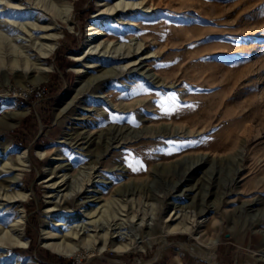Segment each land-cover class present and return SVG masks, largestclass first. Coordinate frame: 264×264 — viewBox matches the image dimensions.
<instances>
[{
  "label": "rangeland",
  "instance_id": "374dc122",
  "mask_svg": "<svg viewBox=\"0 0 264 264\" xmlns=\"http://www.w3.org/2000/svg\"><path fill=\"white\" fill-rule=\"evenodd\" d=\"M6 1L0 0V158L6 141L8 158L25 149L31 163L22 179L30 193L27 244L9 253L0 248V264L14 257L22 264H211L207 256L213 264H264V0H135L150 8L124 15L123 24L97 15L101 0H68L72 19L55 16L59 37L44 61L46 74L13 70L6 60L20 52L34 58L32 38L40 34L30 26L50 22L51 14L27 0H14L20 9ZM92 25L116 46L141 40L149 55L144 74L96 79L114 64L96 57L98 50L75 58L87 55ZM81 134L91 137L89 145L76 140ZM50 170L65 174L59 194L75 191L56 216L46 212ZM92 178L104 204L98 223L133 229L139 242L124 252L107 244L99 253L76 241L73 256H58L43 245V227L67 213L79 226L76 213L88 206L84 189ZM3 206L6 226L15 206ZM174 212L172 224L181 228L168 234ZM27 230L38 252L29 251Z\"/></svg>",
  "mask_w": 264,
  "mask_h": 264
},
{
  "label": "bare ground",
  "instance_id": "6f19581e",
  "mask_svg": "<svg viewBox=\"0 0 264 264\" xmlns=\"http://www.w3.org/2000/svg\"><path fill=\"white\" fill-rule=\"evenodd\" d=\"M112 1L114 3H111ZM27 2L34 4L36 6L35 8H43V10L49 12L51 14V21H46V23L43 25H29L33 30L36 28L35 30H37V32L40 34L35 38H32V40L34 39V44H36L35 48L37 51L36 55H34V58H30V56L24 52L16 53L14 55L10 54V56L8 55L9 58L6 60V64L9 68L23 73H31L36 70L40 74H46V72H48L49 70V66L47 67L46 65H44V61L47 60L49 55L55 49L59 37L58 32L55 31L56 24L58 22L55 16L58 15L63 22L70 23L72 19V4L68 0H27ZM141 5L142 1L137 2L135 0H101L100 2H98L99 10L97 12V15H106L109 18H114L113 20L117 24H123L124 15L136 13L141 10L143 13L145 10L150 8H145L144 5ZM5 6L13 9L21 8L19 7V3H14V0H7L5 2ZM135 24L136 22L131 20L126 24V26L132 28V26H135ZM97 28L98 25L89 26L88 30H90L91 33H89L88 38L90 39V42L88 45H90V48L87 51V55H85V53H82L75 56V58L79 59L83 56H88L89 54L92 55L93 51L98 50V53H96V57H103L105 61H111V63L114 64L109 69H106L103 75L97 77L96 79L101 78L104 80V78H106L107 76H110L111 78L124 71L129 73L134 72L136 74H144L146 70L144 68L143 62L147 58H149V55L148 53H145L146 51H143V43L141 42V40L139 42L126 43L124 46H116V43H112L109 39H102V37L106 35V33L103 30ZM1 59H3V56L1 57ZM83 67L88 68L92 67V65H90V62H85V65ZM77 71L78 73H81L82 69L79 68L77 69ZM149 77L152 76L149 75ZM76 140H81L83 142V145H89L91 143V137L88 134H81ZM1 146L3 148V153H5L3 157L0 158V204H4L5 206L3 207L7 206V208L10 206H15V216L11 220V222L6 226L0 223V248H5L9 253L10 251L14 250V248L26 247L27 244L24 241L23 231V225L26 217V207L24 205V201L30 193L29 190L24 187L22 179L24 175L23 172L25 171V169H27V167H29L31 161L25 149H14L16 158L12 160L6 155L10 147L8 143L6 141H1ZM105 146L107 148L111 146V143L107 141ZM202 158L203 156L198 158V161H201ZM96 172H93V178L97 176L94 175ZM2 174H5L6 178H1ZM52 174L54 176L50 178ZM49 175L50 176L47 178V182H52L48 185L50 190L46 198L49 199L48 203L51 205L47 206L46 212L49 216H56L59 215L58 212H65L66 209H68L67 205L69 204V200H72L74 198L73 194H75V191L73 189L69 193L65 192L59 194L60 191L66 189H62V187L67 182L65 174L56 177L55 172H52L50 170ZM93 178L88 182L86 181L87 183L85 184L84 189V193L89 195L83 202L87 203L88 206H86V208L82 210V212L76 213L79 220L82 218L79 226L78 224H71L73 221H75L74 217H71L70 213L69 215L67 213L62 215V217L58 219H50V222L48 221L43 227V245L58 256H73V249L76 246V241L84 246L90 245L97 247L99 253H102L104 251V248L109 244L113 251L124 252L133 248L139 242V237H137L138 233L134 232L133 229H130V231L133 232L132 234H130V232L128 233V231H121L122 227L120 226L113 227L112 225H108L107 227H101V224L98 223L100 216H97L98 214L103 212L101 208L104 206V204H99L100 199L99 197L95 196L98 193V191L94 188L96 187L95 183H97V181H93ZM126 189L125 191H123L124 193L126 192ZM120 192L122 191H117V193L119 194ZM174 215L175 212L171 215L172 217L168 219L170 222L166 230L167 232H169L168 234L175 233V231L181 228L179 227V223L175 222V224H172V222L178 218H174ZM169 216L170 215L168 214V217ZM134 217V215L131 216V221ZM139 223L140 225L144 224V226L150 230L153 229L152 226L145 223L143 219H141ZM65 224H70V226L67 227V225ZM63 226L64 228H62ZM182 228L185 230L187 229V227ZM115 238L122 241H117V239L115 240ZM206 259L208 260V262L213 264L210 257L207 256ZM13 264H22L20 262V258L14 257ZM27 264L31 263L28 262Z\"/></svg>",
  "mask_w": 264,
  "mask_h": 264
},
{
  "label": "trees",
  "instance_id": "16d2710c",
  "mask_svg": "<svg viewBox=\"0 0 264 264\" xmlns=\"http://www.w3.org/2000/svg\"><path fill=\"white\" fill-rule=\"evenodd\" d=\"M91 6L92 5H90V4H88L87 6H86V9H85V11L86 12H89L90 10H91ZM27 233H28V235L30 236V243H29V246H28V249H29V251H33V250H35L36 252H38V248H36V240H35V236L33 235V234H31V231L29 230H27ZM54 259L56 260V261H59V262H61V258H59V257H57V256H54Z\"/></svg>",
  "mask_w": 264,
  "mask_h": 264
},
{
  "label": "snow or ice",
  "instance_id": "6c2138e0",
  "mask_svg": "<svg viewBox=\"0 0 264 264\" xmlns=\"http://www.w3.org/2000/svg\"><path fill=\"white\" fill-rule=\"evenodd\" d=\"M170 99H171L172 102H173V103H172V107L174 108V107H175V97L173 96V97H171Z\"/></svg>",
  "mask_w": 264,
  "mask_h": 264
}]
</instances>
